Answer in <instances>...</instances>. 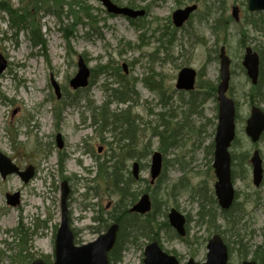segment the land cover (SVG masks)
<instances>
[{
	"label": "rangeland",
	"instance_id": "obj_1",
	"mask_svg": "<svg viewBox=\"0 0 264 264\" xmlns=\"http://www.w3.org/2000/svg\"><path fill=\"white\" fill-rule=\"evenodd\" d=\"M2 1L16 13L15 18L19 16L25 24L18 18L13 21L7 12L0 10V53L9 63L7 71L0 75V152L13 159L22 170L33 165L37 172L29 184H24L17 175L0 179V264H24L13 261L18 255V240L13 230L19 225L33 230L36 219L41 222L39 229L32 234L24 254L33 255L34 259L48 257L51 263L54 262L63 182L58 167L59 153L66 158L63 176L71 178L69 208L71 225L77 232L76 242L88 244L99 237L100 234L92 229L98 226L93 217L101 209L112 211L118 197L105 180L98 177V164L110 156L112 148H116H111L110 143L119 145V141L111 132L103 134L106 143L102 141L97 128L92 125V109L106 102L108 92L105 87L109 90L121 87L122 77L135 84L136 101L130 106L141 125L140 147L149 145L152 150L149 157L140 159L144 166L140 178L149 182L152 155L159 152L161 145L160 139L153 137L154 130L162 119L171 120L175 125L183 123V112L189 108V101L193 98L195 104L201 102L199 108L203 115H195L193 124L190 120L187 122L178 145L171 147L164 159L168 162L164 169L169 186L184 176L180 164L184 163L186 167L187 188L181 189L176 199L171 198L163 210L169 213L172 208H177L190 218L186 239L193 244L188 246L183 240H171L164 233L160 239L163 249L175 252L182 263L190 259L205 262L208 241L215 233L198 223L199 203L192 197L199 200L203 196H212L216 200L214 157L210 155L214 148L210 147L218 124V102L217 95L210 96L206 87L211 84L217 87L220 81L218 56L222 47L231 60L233 94L231 91L229 94L239 104L237 139L231 153L238 157V165L232 167L237 207L234 210L241 216L238 233L229 231L222 236L233 249L230 264H240L244 260L236 244L239 238L248 246L247 259H254L257 248L264 246V182L260 188L254 186L250 159L258 150L264 167V135L253 144L245 132L253 86L242 68V61L247 46L255 49L264 45V12L256 13L260 24L250 28L251 19L247 15L252 13L247 14L245 0H112L122 8L146 11L144 17L133 20L109 14L98 0H82L91 11V19L79 17L80 8H71L70 0L63 5L49 1L54 7L53 12L47 11L48 2L42 0L33 4V0H0V3ZM194 5L198 6L196 13L181 29H176L173 13ZM60 6L63 7L61 11H56L59 16L55 14V8ZM235 8L239 10L238 20L233 16ZM216 18L223 20L218 33L212 30ZM28 25L39 26L44 46L33 43L32 28H25ZM80 58L91 70L107 67L109 72L95 79L92 74V86L73 91L69 83L78 71ZM184 68L198 73L194 97L190 92L177 89L178 75ZM147 78L148 83H145ZM52 81L60 86L62 98L66 95L76 104L63 107ZM260 94V100L253 105L264 110V87ZM127 107L129 104H113L111 111ZM162 130L158 128V131ZM200 130L202 133L198 135ZM59 134L65 143L63 150L57 147L56 136ZM100 148L101 152L98 151ZM243 153L248 157L244 158ZM133 162H129L130 171ZM144 188L145 184L136 185L134 192ZM15 192L21 193L22 203L12 208L7 205L6 195ZM217 207L221 211L218 204ZM219 224L221 232L225 231V223L220 220ZM132 241H126L123 259L116 264H143L144 249L149 241Z\"/></svg>",
	"mask_w": 264,
	"mask_h": 264
},
{
	"label": "trees",
	"instance_id": "obj_2",
	"mask_svg": "<svg viewBox=\"0 0 264 264\" xmlns=\"http://www.w3.org/2000/svg\"><path fill=\"white\" fill-rule=\"evenodd\" d=\"M45 3L48 2V10L50 12H53V5L49 3V1L56 2L60 5H63L66 0H42ZM36 3L37 0H33L32 4ZM69 6L74 9V7L80 8V13L77 14L79 17H83L85 19H91L93 16L91 14V11L89 8L84 6V2L82 0H70ZM63 7L60 6L59 9L55 8V14L60 16L59 12H56L58 10L61 11ZM0 10H3L4 12H7L12 20L14 21L16 18H18L22 24H25L19 16L15 15L8 6L5 5L4 1L0 3ZM74 11V10H73ZM247 12V11H246ZM247 14H249L247 12ZM249 17L250 22L248 23V26L250 28H257L258 23L260 22L257 20L258 14H249L247 15ZM264 18V15H263ZM262 18V19H263ZM17 20V21H19ZM16 21V20H15ZM215 24L212 26V30H216L218 33V28L220 27V24H222V19L214 20ZM39 26H30L25 27L26 29L32 28L31 34H32V41L35 45H45V42L41 38L40 35V29ZM37 28V29H36ZM68 38V37H67ZM249 38V37H248ZM248 40V39H247ZM69 41V40H68ZM70 42V41H69ZM245 43V42H244ZM129 46V44H128ZM255 50L259 53L261 58V70H260V80L257 86L253 87L252 92L250 94V101L251 104H255L257 100H260L261 98V90L264 87V45L261 48L255 47ZM109 69L107 67H100V70H92L93 78L95 79L96 76L102 74V73H108ZM92 82V81H91ZM121 87L120 88H112L109 90V88L105 87V90L108 92V98L106 102L100 106V107H94L93 108V126L97 128L98 133H100V136L102 137V141L106 143L105 139H103V134L106 132L114 133V139H117L119 141V145L115 142L110 143V147L113 146L116 148H112L110 151V156H108L107 159H105L102 163L98 164L99 168V175L98 177H102L105 180V183L108 184L110 187L112 193L118 197V201L116 202L114 209L110 212H103V209L101 211L96 212V216L93 218L95 223H99L96 228H92L96 233H101L104 229H107L112 222H116L120 225V232H119V238L116 247L112 251L110 255L111 264H116L122 261L123 255L126 251V241L130 239L133 240L132 242L137 243L140 239H147L149 241L157 239L160 241L161 234L164 233L166 237H169L171 240H179L181 239L178 237V235L175 233V231L170 227L168 221H167V212L164 209V206H167L169 201L172 199H176V197L179 195V192L183 188H187V175L185 174V166L184 163H181L182 168L181 171H184V176L179 178L174 184H167L169 182L168 179H166V169L163 170V173L161 177L158 179L156 184L154 186H151L150 182L145 179H140L138 181L135 180L133 177L130 169L127 167V161L128 158L133 157L135 154L139 155L141 158H147L152 154V150L150 149L149 145H143L140 147V140H139V132H140V124L138 122V119L135 117V115L132 112L133 106L132 102L134 103L136 101V91H135V84L131 81L125 79L124 77L121 78L120 82ZM145 83H148V78ZM92 86V83L90 84ZM107 86V85H105ZM147 86V84H146ZM148 87V86H147ZM151 89H154V86H150ZM201 88V86H200ZM210 91L211 94L216 97L217 95V87L211 84L210 86L206 87ZM202 89V88H201ZM231 93L233 94V90L230 89ZM184 93H181L180 96H183ZM191 97L195 96V91L190 92ZM164 96V95H163ZM61 103L64 104L63 107L67 106H73V104H76L75 100H68L67 96L64 95L62 98ZM196 102L193 101V98L189 101V108L183 112V123L173 124L171 120L168 119H162L159 123L158 128H163L162 131H158V128L155 129V135L153 137H158L160 139L161 145L159 147V152L163 155L165 159V155L168 153L169 149L171 147H175L179 143V138L182 137L181 132L182 128L184 126H187V122L189 120L193 124V117L195 115H203V112L200 111V104H195ZM117 104V105H128L124 110H116L111 111V105ZM237 110L239 108V104L236 101ZM57 112V111H56ZM56 118H58V114L55 113ZM164 116V115H163ZM202 129V128H201ZM201 130L199 131L198 135H201ZM181 135V136H180ZM120 139V140H119ZM121 141H124L122 143ZM127 141V142H125ZM116 144V146H115ZM141 148V150L139 149ZM211 149L214 148V143L211 144ZM210 155H213V151H211ZM243 157H248L247 153L242 154ZM241 158V155H240ZM243 158V161H244ZM238 157L232 154V163L234 165L237 164ZM242 160V159H241ZM64 159L61 156L59 158V174L62 176V179H69V177H64ZM167 161L164 160V164L167 165ZM144 169V167L142 168ZM212 171V169H211ZM145 184L144 190L134 192V188L136 185ZM143 193L150 194L152 201H153V209L150 214L147 216H139L136 214H132L130 212V207L133 206L139 196ZM196 197V196H194ZM194 197H192L193 201H198V223L200 225H206L208 227V230L214 231V233H220L224 234L229 231L236 232L238 223L240 222V215H237L238 212L235 213L236 204H234L233 208L226 212V211H219V208L217 207V200H215V197H205L203 196L202 199L199 198V200H196ZM235 209V210H234ZM234 211V212H233ZM233 212V213H232ZM104 215H107V218H105ZM188 226L187 230L189 232V219L188 218ZM160 220H163V222H160ZM220 220H222L225 223V231L221 232V226L219 224ZM46 221H44L45 223ZM35 227L33 230L26 228L24 226H18L15 230L16 239L18 240L17 246H18V255L13 258L14 263H17L18 261L24 263V264H30L31 261L34 259L33 255L24 254L27 252V249L29 248V243L31 242L32 234L36 233V231L39 229V224L41 223L39 219H36L35 221ZM239 234H237L238 236ZM183 242H185L188 246H191L193 243L190 242L187 239H181ZM227 242V241H226ZM230 251L232 252L233 249L230 246V244L227 242ZM239 246L240 254L243 259L248 258V246H246L243 243V239L239 238L238 242L236 243ZM48 264H51L48 257H42ZM18 260V261H17ZM254 260L258 261L259 264H264V246L258 247L257 250L254 252Z\"/></svg>",
	"mask_w": 264,
	"mask_h": 264
},
{
	"label": "water",
	"instance_id": "obj_3",
	"mask_svg": "<svg viewBox=\"0 0 264 264\" xmlns=\"http://www.w3.org/2000/svg\"><path fill=\"white\" fill-rule=\"evenodd\" d=\"M106 8L108 13L121 15L131 19L143 17L145 11L122 8L114 4L111 0H98ZM247 9L250 13L264 12V0H246ZM197 11V6L179 9L172 16L173 24L176 28H182L191 15ZM233 16L238 20V8L234 9ZM242 65L247 76L253 85H257L260 74V56L251 47H247ZM220 83L218 85V126L215 136L214 164L217 182L215 184L216 196L219 205L223 210H229L234 202L235 189L232 182L231 155L230 148L236 137V105L233 99L228 96L231 81V61L227 56L225 48L220 51ZM8 68V61L0 53V75ZM127 72V66L124 65ZM90 69L85 61L80 58L78 62V72L71 80L70 86L73 90L84 89L89 85ZM197 72L191 68L183 69L178 76L177 89L192 91L195 87ZM57 98L61 97L60 87L53 82ZM246 134L253 143L259 141L264 132V112L253 106L251 116L247 120ZM58 147L62 149L64 142L62 136H57ZM251 163L253 167V180L256 187L263 181V161L260 153L255 151ZM163 169V157L157 152L152 157L151 178L152 184L161 175ZM17 174L25 184H28L35 176V168L30 166L26 171H21L13 161L0 152V175L6 179L9 175ZM133 174L139 177V165H134ZM70 187L67 181L62 183L61 189V225L56 236L55 263L54 264H110L109 254L114 248L119 231V225H112L106 234H103L95 242L77 247L74 243V234L69 224L68 198ZM7 204L11 207L20 205V193L8 194ZM151 210L149 195L145 194L140 201L132 208L131 212L145 215ZM170 225L179 235H186V218L177 210L173 209L168 215ZM208 254L205 263H196L190 260L187 264H228L229 251L221 235L216 234L209 241ZM32 264H46L43 260L37 259ZM144 264H181L178 259L163 251L157 241L149 244L145 249ZM242 264H257L255 261H245Z\"/></svg>",
	"mask_w": 264,
	"mask_h": 264
},
{
	"label": "bare ground",
	"instance_id": "obj_4",
	"mask_svg": "<svg viewBox=\"0 0 264 264\" xmlns=\"http://www.w3.org/2000/svg\"><path fill=\"white\" fill-rule=\"evenodd\" d=\"M140 159H141V157L139 156V155H137V154H135L133 157H131V158H128V161H127V167H128V169H129V162L130 161H133L134 160V162H133V164H132V167H134V165H139V168H142L143 167V164H141L140 163ZM99 224V223H98Z\"/></svg>",
	"mask_w": 264,
	"mask_h": 264
},
{
	"label": "flooded vegetation",
	"instance_id": "obj_5",
	"mask_svg": "<svg viewBox=\"0 0 264 264\" xmlns=\"http://www.w3.org/2000/svg\"><path fill=\"white\" fill-rule=\"evenodd\" d=\"M186 7V6H185ZM105 143V142H104ZM64 147H65V143H64ZM64 147L62 148V149H60V150H63L64 149ZM101 150H102V148H100ZM99 149V150H100ZM139 149L141 150V148L139 147ZM62 154V153H61ZM60 153H59V158L63 155H61ZM63 159H64V165H65V163H66V158H64L63 157ZM58 164H59V162H58ZM65 167V166H64ZM144 167V166H143ZM133 168V167H132ZM64 170H65V168H64ZM139 171H141V168H139ZM131 173H132V171H131ZM133 175V174H132ZM67 180V179H66ZM70 180H71V178L69 177V179L67 180L68 181V183L70 184ZM69 221H70V224H71V216H70V208H69Z\"/></svg>",
	"mask_w": 264,
	"mask_h": 264
}]
</instances>
